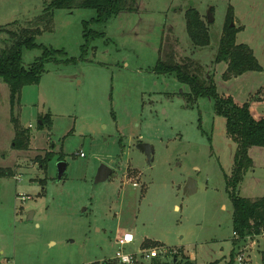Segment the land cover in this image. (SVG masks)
I'll list each match as a JSON object with an SVG mask.
<instances>
[{"label":"rangeland","instance_id":"374dc122","mask_svg":"<svg viewBox=\"0 0 264 264\" xmlns=\"http://www.w3.org/2000/svg\"><path fill=\"white\" fill-rule=\"evenodd\" d=\"M49 2L0 0V26L24 25ZM136 7L103 23L94 21L92 8L54 10L52 30L35 38L64 53L62 61L46 63L38 84L22 89L19 119L30 128L28 149L12 148L10 92L0 80V167L17 169V179L0 178V264L113 260L123 232L135 237L122 248L136 253L131 264H172L185 257L225 264L233 248L244 264L261 263L264 231L233 241L225 176L236 144L226 136L224 117L212 98L188 101V84L153 67L165 47L176 61L193 57L218 93L249 101L251 115L264 117V101L250 99L264 85V0H137ZM191 7L208 27L206 47H194L188 38L185 11ZM225 25L239 28L236 42L252 48L262 70L223 78L225 63L213 59ZM86 29L103 34L85 37ZM41 52L24 51L23 63ZM44 115L50 122L40 129ZM139 142L151 145L149 162ZM80 151L84 156L76 155ZM48 154L52 158L42 168L37 159ZM253 157L236 188L249 198L264 196V154ZM59 160L67 163L60 180ZM103 164L111 175L96 182ZM188 178L197 189L185 195Z\"/></svg>","mask_w":264,"mask_h":264},{"label":"trees","instance_id":"16d2710c","mask_svg":"<svg viewBox=\"0 0 264 264\" xmlns=\"http://www.w3.org/2000/svg\"><path fill=\"white\" fill-rule=\"evenodd\" d=\"M137 0H51L33 20L26 24L11 23L0 26L5 37L0 41V80L9 88L10 122L13 126V149H28L30 145V128L20 123L19 111L22 89L26 85L38 84L42 74L46 71L45 65L50 61H62L61 49H53L36 42V35L42 31H51L53 27V12L55 9L73 10L76 8H92L96 12L94 21L106 22L112 16L122 11L135 10ZM231 11V10H230ZM229 20L233 21L231 12ZM186 30L188 38L194 47L203 48L210 44L208 27L196 8L185 11ZM88 30V31H87ZM239 28L225 25L213 61L226 64L223 72L224 79H231L249 71H260L259 64L252 48L246 43L236 42V33ZM102 36V32H93L86 29L84 36ZM167 46V45H166ZM170 47V46H168ZM39 48L41 54L29 64L23 63V53L26 50ZM176 54L165 47L162 56L158 58L153 71L156 73L172 74L179 82L188 84L190 93L187 99L208 97L214 100L215 112L225 119L227 138L236 144L234 161L231 173L225 176L226 189L232 203V230L238 238L245 234H260L264 231V196L249 198L236 193V188L243 180L249 169L253 167V160L249 150L252 147H264V117L254 118L250 113L249 101L238 103L229 94L217 92L210 75L203 74L201 63L193 57H186L184 61H176ZM60 58V59H59ZM69 62V59L63 60ZM250 99L264 101V85L261 86ZM50 122L48 115L39 116L38 128H43ZM48 124V123H47ZM52 155L37 159L42 168H45ZM14 176L9 167H0V178ZM237 239L236 237L233 241ZM235 244V242H234ZM234 248L225 264H234ZM89 264H118L115 260L93 261ZM152 264H161L160 262ZM172 264H195L187 257L182 261H173ZM264 264V250L261 252V263Z\"/></svg>","mask_w":264,"mask_h":264},{"label":"water","instance_id":"95a60500","mask_svg":"<svg viewBox=\"0 0 264 264\" xmlns=\"http://www.w3.org/2000/svg\"><path fill=\"white\" fill-rule=\"evenodd\" d=\"M207 21L208 22L213 21L210 8L208 9V12H207ZM137 148L141 149V151L144 152V154L146 155L148 162H149L150 157H151V153L153 150L151 145L149 143H146V142H139V143H137ZM66 167H67L66 161H64V160L58 161V163H57V179L58 180H60L63 177V175L66 171ZM110 171H111V169L107 165H104V164L101 165L99 167L97 173H96L95 181L98 182V181H102V180L106 179L108 177ZM196 189L197 188L195 185V180L193 178H188V180L184 186V189H183L184 194L185 195L193 194L194 192H196ZM30 219H31V213L29 212L28 216H27V220H30Z\"/></svg>","mask_w":264,"mask_h":264},{"label":"built area","instance_id":"2783aa9c","mask_svg":"<svg viewBox=\"0 0 264 264\" xmlns=\"http://www.w3.org/2000/svg\"><path fill=\"white\" fill-rule=\"evenodd\" d=\"M31 126V125H30ZM76 155L78 156H84V153L82 151L76 153ZM135 185H137L136 183H133ZM234 234V238L238 237L237 233L236 232H233ZM258 235V234H256ZM128 236H131L132 237V240L129 241L127 239ZM134 236L132 233L130 232H124L120 238H117L116 239V243L121 247V249H119L116 253H115V256L113 258V260H115L118 264H131L133 261H134V257L136 256L135 252L131 249H129L128 251H123L122 248L125 246V245H129L130 243H132L134 241ZM172 251V250H171ZM173 252V251H172ZM127 257V260H125L124 258ZM149 257V256H148ZM235 261L238 262V264H244V257H243V254H239V255H236V257L234 258V264H235Z\"/></svg>","mask_w":264,"mask_h":264},{"label":"crops","instance_id":"0c3cea01","mask_svg":"<svg viewBox=\"0 0 264 264\" xmlns=\"http://www.w3.org/2000/svg\"><path fill=\"white\" fill-rule=\"evenodd\" d=\"M225 68H226V64H225ZM249 72H255V71H249ZM249 72H246V73H249ZM245 74V73H244ZM243 75V74H242ZM242 75H239V76H242ZM239 76H237V77H239ZM237 77H234V78H237ZM232 79V78H231ZM236 101V100H235ZM236 102H238V101H236ZM244 102V101H243ZM238 103H242V102H238ZM262 104H264V102H262ZM251 108V107H250ZM263 117V116H262ZM253 152H255L257 155L258 154H260V155H262L263 156V154H264V147H252V148H250V150H249V153H250V156H251V158H252V160H253V166H254V157H253ZM12 170L14 171V177L17 179V175L15 174V172L17 171V169L16 168H12ZM111 172H112V169H111V171H110V173H109V175H108V177L106 178V179H108L109 178V176L111 175ZM247 172V171H246ZM127 176V178L128 179H130L131 180V182L133 183L134 181H135V179H133L130 175H126ZM106 179H104V180H102V181H105ZM98 182H100V181H98ZM138 183V182H137ZM139 184H137V185H135V186H138ZM124 233V232H123ZM122 233V234H123ZM121 234V235H122ZM121 235H119L118 236V238H120L121 237ZM117 239V238H116ZM187 256H189V255H187ZM189 258H190V260L192 259L190 256H189ZM192 261H193V259H192ZM195 263V262H194ZM195 264H197V263H195Z\"/></svg>","mask_w":264,"mask_h":264},{"label":"clouds","instance_id":"9594fccd","mask_svg":"<svg viewBox=\"0 0 264 264\" xmlns=\"http://www.w3.org/2000/svg\"><path fill=\"white\" fill-rule=\"evenodd\" d=\"M127 239H128L129 241H131V240H132V237H131V236H128ZM124 259L127 260V257H125Z\"/></svg>","mask_w":264,"mask_h":264}]
</instances>
